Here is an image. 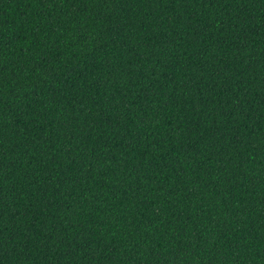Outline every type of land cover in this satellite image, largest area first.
Segmentation results:
<instances>
[{
  "label": "trees",
  "instance_id": "16d2710c",
  "mask_svg": "<svg viewBox=\"0 0 264 264\" xmlns=\"http://www.w3.org/2000/svg\"><path fill=\"white\" fill-rule=\"evenodd\" d=\"M0 264H264V0H0Z\"/></svg>",
  "mask_w": 264,
  "mask_h": 264
}]
</instances>
